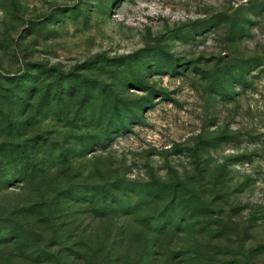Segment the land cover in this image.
Segmentation results:
<instances>
[{
    "label": "rangeland",
    "instance_id": "obj_1",
    "mask_svg": "<svg viewBox=\"0 0 264 264\" xmlns=\"http://www.w3.org/2000/svg\"><path fill=\"white\" fill-rule=\"evenodd\" d=\"M0 264H264V0H0Z\"/></svg>",
    "mask_w": 264,
    "mask_h": 264
}]
</instances>
